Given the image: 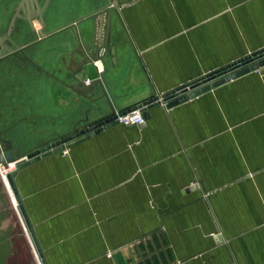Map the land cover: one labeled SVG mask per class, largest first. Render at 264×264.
<instances>
[{
	"label": "crops",
	"instance_id": "1",
	"mask_svg": "<svg viewBox=\"0 0 264 264\" xmlns=\"http://www.w3.org/2000/svg\"><path fill=\"white\" fill-rule=\"evenodd\" d=\"M19 1L0 0V36ZM37 3L44 27L16 20L0 60V139L22 155L110 113L65 85L94 13L112 10L95 67L121 111L264 51V0ZM147 112L18 171V206L2 181L40 263L264 264V69Z\"/></svg>",
	"mask_w": 264,
	"mask_h": 264
},
{
	"label": "water",
	"instance_id": "2",
	"mask_svg": "<svg viewBox=\"0 0 264 264\" xmlns=\"http://www.w3.org/2000/svg\"><path fill=\"white\" fill-rule=\"evenodd\" d=\"M99 12L89 16L95 27L92 46H89L87 43H83L79 47L77 55H79L80 61L75 63L76 70L70 76L72 82L65 85L77 95L87 99H91L96 92V88L99 87L104 99H106L107 104L110 107V113L105 117L94 121L79 130H75L73 133L57 141L31 151L26 155L20 154L6 141L0 139L1 166L23 159V161L16 166V169L10 172L6 177L18 204L20 203V198L13 183L18 171L40 161L43 158L65 150L67 147L81 141L83 138L99 133L103 129L119 125L116 121L117 116L123 115L129 111H121L117 106H115L113 100L109 98L106 90H104L105 88L103 87L102 73H98L97 68L95 67L98 62H101L103 65L102 56L104 54V27L112 10L107 11V16H105L104 13L101 14ZM18 19L25 21L32 32H35L33 21L36 19L40 22L42 27H44L42 9L39 7L37 0H20L9 23L7 31L0 36V60L5 56V53L15 54L13 50L8 48L6 42L9 41L13 26ZM258 69H264V56L261 52L241 63L227 67L216 75L209 76L201 81L187 85L186 87H181L176 91L163 95L161 98L162 101L159 100L158 96L152 95L136 105L133 109H140L144 120H147L149 118L147 109L157 107L161 104L164 105L166 109L171 108L172 106L185 102L190 98L198 96L234 78ZM80 74H82L81 77H79ZM193 188H197V185ZM20 209L23 217L25 218L26 216L21 206ZM221 240V237L215 238L216 242H220ZM0 264H37L1 178Z\"/></svg>",
	"mask_w": 264,
	"mask_h": 264
},
{
	"label": "built area",
	"instance_id": "3",
	"mask_svg": "<svg viewBox=\"0 0 264 264\" xmlns=\"http://www.w3.org/2000/svg\"><path fill=\"white\" fill-rule=\"evenodd\" d=\"M261 53L264 56V51H261ZM116 121L118 122L119 125H122V126H139L145 123V120L142 116L140 109H131L123 115H118ZM22 161L23 159H19L16 162L6 164L5 166L0 165L1 167L0 178L5 184V186L8 184V183L6 184L7 175L10 172L14 171L16 169V166Z\"/></svg>",
	"mask_w": 264,
	"mask_h": 264
},
{
	"label": "bare ground",
	"instance_id": "4",
	"mask_svg": "<svg viewBox=\"0 0 264 264\" xmlns=\"http://www.w3.org/2000/svg\"><path fill=\"white\" fill-rule=\"evenodd\" d=\"M96 65L102 67V64H100V62H98ZM100 67H99V68H100ZM101 69H102V68H101ZM7 183H8V182H6V184H7ZM7 187L9 188V192H10V195H11V199L13 200L14 204H16L17 202H16V199H15V196H14V194H13V192H12V190H11L9 184L7 185ZM16 206H18V205L16 204ZM40 259H41V258H40Z\"/></svg>",
	"mask_w": 264,
	"mask_h": 264
},
{
	"label": "rangeland",
	"instance_id": "5",
	"mask_svg": "<svg viewBox=\"0 0 264 264\" xmlns=\"http://www.w3.org/2000/svg\"><path fill=\"white\" fill-rule=\"evenodd\" d=\"M7 185H8V184H7ZM7 185H6V186H7ZM6 188H7L8 192H9V188H8V187H6ZM9 195H10V192H9ZM10 196H11V195H10ZM32 254H33L34 258H35L36 263H37V264H41V263H40V260H39V258H38V256H37L36 254H34L33 250H32Z\"/></svg>",
	"mask_w": 264,
	"mask_h": 264
}]
</instances>
